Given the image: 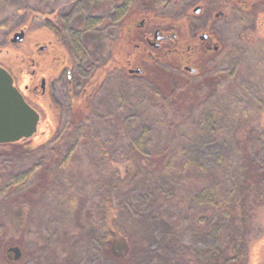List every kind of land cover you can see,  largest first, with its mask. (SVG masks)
I'll return each instance as SVG.
<instances>
[{
  "label": "rangeland",
  "instance_id": "obj_1",
  "mask_svg": "<svg viewBox=\"0 0 264 264\" xmlns=\"http://www.w3.org/2000/svg\"><path fill=\"white\" fill-rule=\"evenodd\" d=\"M126 2L80 3L79 10L85 14L99 7L108 16L119 14L103 17L101 55L85 52L74 72V93L94 66L105 62L109 50H121L116 59L122 69L117 71H124L123 79L117 73L101 82L87 108L70 101L62 80L44 95L40 89L31 91L34 84L39 88L41 79L54 77L52 51L39 49L51 40V34L46 22L32 15L46 13L52 0H0V24L8 26L0 25V62L11 69L15 87L39 114L36 135L26 138L34 150L24 154L0 150V264H182L183 251L193 256L197 247L202 250L214 243L212 237L202 242L201 236L193 234V198L184 189L189 179H180L182 166H191L196 159L207 169L223 163L234 169L240 155L232 133L241 126L257 132L253 155L264 187V0H144L143 7L137 5L140 0ZM255 2L257 15L244 8ZM195 6H200L196 14L192 13ZM220 8L224 20H217L212 29L218 49H187L192 40L202 38L203 21ZM142 19L144 26L138 27ZM19 20L23 38L12 46L5 34ZM120 22L128 27L133 23V31L131 38H124L126 27L118 43ZM155 28L174 31L177 39L167 48L180 47V51L169 53L165 44L158 51L166 53L163 60H169L171 67L168 61L165 65L152 59L138 67L135 59L142 55V48L133 45L144 35L152 40ZM195 33L199 36L193 37ZM72 118L81 120L67 130ZM57 143L58 158L51 159L49 185L33 203L27 225L15 229L9 220L14 199L34 183L51 154L48 147ZM133 147L141 150L136 153L140 156L146 153L142 161L161 162V166L144 184L139 175L133 181L132 177L130 183L136 185L131 193L123 192L117 200L118 193L111 188L117 181L114 175L116 171L120 177L131 173L135 158L127 154ZM105 192L112 197V217L128 235L113 242L114 253L124 257L120 262L102 252L99 228ZM154 217L156 222L151 224ZM253 234L245 264H264V203L254 211ZM10 246L20 248L18 260L6 253Z\"/></svg>",
  "mask_w": 264,
  "mask_h": 264
},
{
  "label": "trees",
  "instance_id": "obj_2",
  "mask_svg": "<svg viewBox=\"0 0 264 264\" xmlns=\"http://www.w3.org/2000/svg\"><path fill=\"white\" fill-rule=\"evenodd\" d=\"M140 1L141 4L137 5L143 7L144 0ZM262 4H264V2ZM257 5V2L250 5L247 3L244 5V8L252 9L254 14L257 15L260 13V10H258L259 8H256ZM184 16L188 15L185 14ZM121 35L123 36L124 33H121ZM212 39L220 46L217 38L215 39L212 36ZM167 47L169 48L172 46L171 44H167L165 48ZM158 49L147 47L145 51L148 52L149 59L157 60L158 63L165 65L166 61H168L167 64L171 67L169 60H163L165 57H168L165 55L166 53L162 54ZM170 50L171 49L165 51L169 53L175 51L174 49ZM157 51L160 53L158 54ZM114 52H111V55L110 53L108 54L101 67L93 70L92 75L83 83V89L78 92V94L72 95L73 99H70V101L73 100V102H75L74 105H84L87 108L88 106L90 107V100L94 99L97 93V84H101V82L109 78L113 72L122 69L121 63H118L116 59L117 52H121V50H116V52ZM154 56H156L157 59H155L156 57ZM117 73L120 72L117 71ZM123 73L121 72L120 74L124 78ZM196 96L193 99L198 100L200 96ZM27 102L33 106L29 100H27ZM174 102L176 101L174 100ZM79 119L81 120V118ZM79 119H70L67 130L70 128L72 129L77 122L80 121ZM232 134L236 147H238L240 157L238 161L233 163L234 169L231 171L229 163H223L214 167V169H207L197 162L196 159L193 160V165L182 166L183 176L180 177V179L183 181L189 179V183L184 185V189L193 198V234L195 238L201 236L203 238L202 242L211 237L214 241L208 248L200 250L197 247L193 250V256L188 255L187 257L186 252L183 251V256H181L182 264H245L248 260L249 243L254 235V211L264 203V187L262 186L263 173L253 155L252 142L257 132L251 127L243 128V126H241L238 130H234ZM98 144L101 145L99 141ZM56 146H58V143L52 147H48V152L51 154L46 156L45 163L38 169L37 174H35L34 183L22 193L20 198L16 197L14 199L15 202L12 204L9 220L10 224L15 229L22 230L27 225L29 217L31 216L33 203L39 196L44 194V191L49 185L50 168L53 164L51 159L52 157H54V159L58 158V154L55 153ZM133 148L135 152L130 149L127 154L128 158H130L131 154L132 159L133 157L135 158L134 164H132L133 172L131 171V173H126L125 176L120 177L118 171H116L117 175H114V177H117V181L111 188L117 191V200L119 196H122L121 193L125 192L124 195L131 193L130 190L133 189V185H136L135 182L131 185L130 179L132 177L133 181L135 175H139V178L143 182L142 184H144V182L152 178L150 175L155 172L154 169H156L158 164L161 166V162L157 163L156 161L147 163L146 161H142L143 158L147 159L145 156L146 153L144 152L143 155L140 156L136 153L141 150H139V148ZM100 149H103L106 155L105 148L100 146ZM0 150L3 151V154H24L34 149L29 145L26 139H22L15 143L0 144ZM158 154V152L155 153V155ZM138 183L140 182L138 181ZM103 198L106 202V207L102 217L103 224L99 228L102 252L120 262L124 257L122 259L120 254L114 253L116 250L113 249V242L115 239H125L128 235L125 227L121 225L116 218L112 217V207L110 206L112 197H110L109 192H105ZM161 202L162 201H159V204L155 206L157 207L158 213ZM155 220L156 218L154 217V219L151 220V224L156 222ZM6 253L11 254L7 252V249ZM125 259L128 260V257L126 256Z\"/></svg>",
  "mask_w": 264,
  "mask_h": 264
},
{
  "label": "flooded vegetation",
  "instance_id": "obj_3",
  "mask_svg": "<svg viewBox=\"0 0 264 264\" xmlns=\"http://www.w3.org/2000/svg\"><path fill=\"white\" fill-rule=\"evenodd\" d=\"M55 1L56 0H52L53 3L50 6H48V10L46 13H41V12H36V11L32 12L33 17H35L37 20L43 19L46 22V28L49 30L51 34V37H52L51 40H48L46 44L40 47L39 49L44 50L47 48L48 50L52 51L53 55L51 59L55 63L53 64V67H55V71L53 72L54 74L53 73L51 74V76L54 75V77L52 76L47 79H41L39 88L37 84H34V86L31 88V91L36 92L38 91V89H40V93L44 95L47 89H50V88L52 89L56 84H60V81L62 80L61 83L62 84L64 83V87L66 89L67 95H69L70 99H73L72 95L78 94V92H80L83 89L82 86H83V83L85 82V81L82 82L80 85V88L77 90V92L74 93L75 91L74 83L76 82L75 73H74L75 69H77L80 63H82V59L86 57L87 53L85 52H91V51L96 52L97 51L99 52V55H101L100 49L102 50V43H103L102 36H101V23H102L103 17L107 16L110 19H112L113 16L116 17L119 14V12H114L112 14L110 13L108 16V14H103L100 12V9H99L100 7L94 10H91V8L88 7L90 9L87 11V14H85V11L79 10L80 3L83 2L84 0H67L68 3H70V5L67 4L64 0H58L59 1L58 3H55ZM127 6H129L128 3H127ZM121 7L122 5L119 8ZM196 8H197V12H194ZM192 10H193V13L196 14L198 13V11H200V6H195L194 9ZM129 14H132V13L129 12ZM122 15L123 14H121V16ZM128 16L124 18H128ZM224 16H225V13L223 12V9L221 8L218 9L216 12H212L208 16L206 21H203L206 31L203 32L204 34L202 35V38L198 34L195 33L193 37L199 36L198 40H195V41L192 40L193 43L191 41L186 48L191 49L192 47L194 50L197 47L202 46V48H204L206 51L207 50L209 51L210 49L216 51V49H218L219 46L217 42H215L212 39V36L214 35L212 29L214 27V24L217 22V20L221 18L222 20H224L223 19ZM184 17L186 19H190L191 15L190 16L188 15L187 17L184 16ZM193 21H195L194 17H193ZM144 22H145V19H142L138 27L144 26ZM0 25H2L3 27H8L4 25V22L1 23ZM195 26H197L196 21L193 24V27ZM126 27H128L127 24L124 25L122 24V22H120L118 31H117L118 32L117 34L118 43L122 40V39L120 40L122 36L121 33L125 31ZM132 27H133V23H131L126 30L127 32L126 38L127 37L131 38L130 34L133 31ZM155 31H157L156 35H155ZM162 31L164 30L160 28H155L152 32V40H150L148 36L144 35L142 40L134 43L133 46L142 48V55L139 57V59L137 60L135 59V61L137 62L136 65L138 67H144L143 61H145L146 59H149L148 52L145 51L147 49V46L148 48L153 47L155 49H158V48L164 47L165 44H172L175 41V39H177V34L174 31L169 33L168 30H165L164 31L166 32L165 34H162ZM19 32H23L21 25H20V20L18 23H16L15 27H10L8 29V32L5 34L6 41L8 42V44L14 46L20 42V41L19 42L13 41L14 34L19 33ZM112 50H109L108 54L110 53L111 55ZM174 50L180 51V47H175ZM114 51L116 52V50ZM99 55H98V60L97 59L95 60V62L97 63L100 60ZM132 62H134V59ZM129 64L130 62L127 64V66ZM101 65L102 64L99 63L98 65H96V67L94 66V69L101 67ZM0 66L3 67L5 70H7V72L11 75L12 80H13V85H14L15 79H14L13 73L11 72V69L5 66L4 64H2L1 62H0ZM141 72H143V69ZM113 74H117V71L113 72ZM121 78L123 79V77ZM63 80H65V82ZM100 86L101 84H97L96 86L97 91L100 88ZM25 89L27 90L28 87H26Z\"/></svg>",
  "mask_w": 264,
  "mask_h": 264
},
{
  "label": "water",
  "instance_id": "obj_4",
  "mask_svg": "<svg viewBox=\"0 0 264 264\" xmlns=\"http://www.w3.org/2000/svg\"><path fill=\"white\" fill-rule=\"evenodd\" d=\"M194 12H197V8ZM22 38L23 32H19L14 34L13 41L19 42ZM139 71L136 69V72ZM38 120L39 114L13 85L7 70L0 66V144L14 143L36 135ZM7 252L12 254L13 260L21 257V250L17 246L8 247Z\"/></svg>",
  "mask_w": 264,
  "mask_h": 264
}]
</instances>
